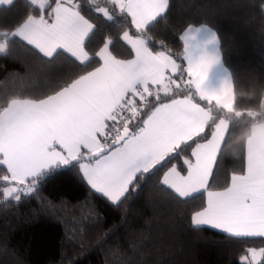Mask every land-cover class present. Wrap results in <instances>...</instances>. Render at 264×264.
<instances>
[{
	"label": "snow or ice",
	"instance_id": "1",
	"mask_svg": "<svg viewBox=\"0 0 264 264\" xmlns=\"http://www.w3.org/2000/svg\"><path fill=\"white\" fill-rule=\"evenodd\" d=\"M13 4L0 0V7ZM26 6L27 15L0 28V53L22 42L40 59L63 57L70 67L39 93L0 101L3 202H18L57 172L76 170L94 193L119 206L141 181L162 173L160 186L177 199L206 194L191 214L193 227L264 242V91L252 108L236 110L233 72L221 60L216 31L189 25L179 37L178 63L151 35L170 0H26ZM240 122L247 129L241 167L214 187ZM181 159L178 168L173 161ZM258 257L264 248L246 249L240 264H260Z\"/></svg>",
	"mask_w": 264,
	"mask_h": 264
},
{
	"label": "trees",
	"instance_id": "2",
	"mask_svg": "<svg viewBox=\"0 0 264 264\" xmlns=\"http://www.w3.org/2000/svg\"><path fill=\"white\" fill-rule=\"evenodd\" d=\"M262 4L264 0H170L166 17L151 35L157 47L163 42L180 63L184 48L179 37L185 29L211 27L220 40L221 60L233 72L236 110L246 111L264 91ZM27 14L26 0L0 7V28ZM68 67L63 57L50 64L22 42L13 43L0 53V101L13 93H39L49 77ZM246 131L243 122L232 126L214 187L241 167L239 148ZM173 163L179 168L182 159ZM162 175L141 181L119 206L94 193L76 170L57 172L18 202L0 199V264H240L246 249L264 248L260 239L238 241L207 226L193 227L191 214L206 194L177 199L160 186Z\"/></svg>",
	"mask_w": 264,
	"mask_h": 264
},
{
	"label": "rangeland",
	"instance_id": "3",
	"mask_svg": "<svg viewBox=\"0 0 264 264\" xmlns=\"http://www.w3.org/2000/svg\"><path fill=\"white\" fill-rule=\"evenodd\" d=\"M205 200H206V197H205ZM221 232V231H220ZM259 250V249H257ZM242 257V256H241ZM241 257L239 258V263H240V260H241ZM250 258V257H249ZM262 258L258 257V260L260 261Z\"/></svg>",
	"mask_w": 264,
	"mask_h": 264
},
{
	"label": "crops",
	"instance_id": "4",
	"mask_svg": "<svg viewBox=\"0 0 264 264\" xmlns=\"http://www.w3.org/2000/svg\"><path fill=\"white\" fill-rule=\"evenodd\" d=\"M197 27H199V26H197ZM183 34V33H182ZM183 42V41H182ZM183 48H184V44H183ZM185 66H186V62H185Z\"/></svg>",
	"mask_w": 264,
	"mask_h": 264
}]
</instances>
